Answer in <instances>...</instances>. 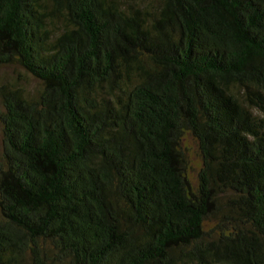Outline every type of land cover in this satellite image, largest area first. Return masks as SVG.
<instances>
[{"label": "trees", "instance_id": "16d2710c", "mask_svg": "<svg viewBox=\"0 0 264 264\" xmlns=\"http://www.w3.org/2000/svg\"><path fill=\"white\" fill-rule=\"evenodd\" d=\"M7 67L0 264H264V0H0Z\"/></svg>", "mask_w": 264, "mask_h": 264}, {"label": "rangeland", "instance_id": "374dc122", "mask_svg": "<svg viewBox=\"0 0 264 264\" xmlns=\"http://www.w3.org/2000/svg\"><path fill=\"white\" fill-rule=\"evenodd\" d=\"M0 80L4 83H19L27 92L33 93L39 88V82L18 67L0 68ZM3 130L0 124V159L2 156ZM186 153L189 161V175L195 182L202 164L197 143L188 136L186 142Z\"/></svg>", "mask_w": 264, "mask_h": 264}]
</instances>
